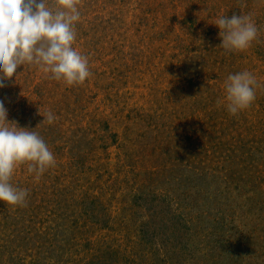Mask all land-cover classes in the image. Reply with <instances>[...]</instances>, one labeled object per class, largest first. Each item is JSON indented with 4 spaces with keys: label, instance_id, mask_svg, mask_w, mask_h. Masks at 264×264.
<instances>
[{
    "label": "rangeland",
    "instance_id": "1",
    "mask_svg": "<svg viewBox=\"0 0 264 264\" xmlns=\"http://www.w3.org/2000/svg\"><path fill=\"white\" fill-rule=\"evenodd\" d=\"M78 8L90 77L68 86L21 65L0 88L7 121L55 158L38 181L14 170L28 195L0 202V264H264V0ZM233 14L258 38L227 53L214 23ZM245 70L260 87L232 115L225 81Z\"/></svg>",
    "mask_w": 264,
    "mask_h": 264
},
{
    "label": "clouds",
    "instance_id": "2",
    "mask_svg": "<svg viewBox=\"0 0 264 264\" xmlns=\"http://www.w3.org/2000/svg\"><path fill=\"white\" fill-rule=\"evenodd\" d=\"M79 4L80 0H53L49 7L45 0H0V88L21 65H36L68 86L83 84L90 77L88 58L73 48ZM214 25L220 29L218 47L227 53L244 51L258 38L251 14L222 15ZM258 87L256 77L247 70L230 74L225 81L229 113L236 115L250 108ZM43 117L49 124L55 120L51 112ZM25 164L38 181L55 166V158L35 131L7 121V109L0 100V202L26 206L27 190L10 183L14 170Z\"/></svg>",
    "mask_w": 264,
    "mask_h": 264
}]
</instances>
